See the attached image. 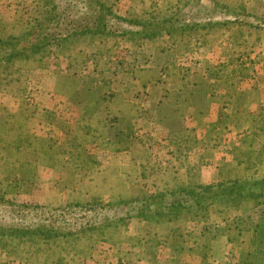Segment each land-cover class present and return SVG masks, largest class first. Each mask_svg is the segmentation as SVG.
<instances>
[{"label":"rangeland","instance_id":"1","mask_svg":"<svg viewBox=\"0 0 264 264\" xmlns=\"http://www.w3.org/2000/svg\"><path fill=\"white\" fill-rule=\"evenodd\" d=\"M46 3L0 0V37ZM51 9L47 31L68 38L40 65L0 53V264H264V0ZM233 180L254 195L174 217L146 199ZM38 226L71 234L19 233Z\"/></svg>","mask_w":264,"mask_h":264},{"label":"trees","instance_id":"2","mask_svg":"<svg viewBox=\"0 0 264 264\" xmlns=\"http://www.w3.org/2000/svg\"><path fill=\"white\" fill-rule=\"evenodd\" d=\"M49 2V3H48ZM52 4V0H47V3L44 7L38 10L36 15L32 16L31 20H28L26 23H24L23 31L15 36L10 35H4L0 37V53H1V59L4 61V64L6 66H13L16 65L14 62L16 60L22 61V62H28L25 67L33 66V65H40L41 60L38 58V55H41V53L45 50H47V53L50 52V46H52L53 42L56 41L59 43V41H64L68 38V36H64L62 38H56L51 37L49 32L47 31L48 22L52 21L55 17L52 13V9L47 10V6ZM52 8L54 6L52 5ZM104 8L103 4H100V9ZM105 12L107 14H110V10L105 9ZM119 20H122L124 22H127L129 24H136V25H145L144 22H141L139 20L134 19H128L127 17L118 18ZM94 26L91 28L92 33H103L106 31L107 28V21L105 19V13L98 12L93 19ZM129 34V37H133V32L128 31L126 32ZM135 33V32H134ZM140 33V32H138ZM144 37H151L153 36L152 32H147L143 34ZM37 57V58H35ZM34 60H39L40 62H37L36 64H31V62H34ZM34 67V66H33ZM249 188L244 187V183L240 182L238 180H233L228 183L222 184L219 183L217 185H202L199 189V191H195L191 188L184 187L178 190H169L167 191L171 195H176L177 193H184V194H178L179 197H176L175 201H171L168 204H164L166 192L160 191L159 193H155L150 195V197H147L151 202H158L160 206L163 208L160 210H156L152 216H161L168 214V216H178L182 213V211L185 210V213L190 209L192 206L199 207V208H206L207 203H214L215 201H227L231 196H234L235 199H244L246 198V195H254L248 192ZM176 193V194H174ZM180 195H182V198H180ZM258 196H264V191H261L257 194ZM185 200L193 202V204L190 206L187 204L186 206H182L181 203H183ZM182 209V210H181ZM181 210V211H180ZM180 212V213H179ZM179 213V214H178ZM62 227L59 228H51L46 226H38L34 230L25 229V230H19L20 235H26L27 239L29 241H32L34 237H40V240H42V243H50L51 240H55L58 238H61L63 241H65V238L67 235L71 234L69 230L67 233L65 232H59ZM1 233V232H0Z\"/></svg>","mask_w":264,"mask_h":264},{"label":"crops","instance_id":"3","mask_svg":"<svg viewBox=\"0 0 264 264\" xmlns=\"http://www.w3.org/2000/svg\"><path fill=\"white\" fill-rule=\"evenodd\" d=\"M187 96H189V94H188ZM187 96H184V97L186 98ZM159 99H161V98L159 97ZM160 101H161V100H158V98H157L155 106H156L157 104H159ZM202 101H203V100H202ZM202 101H201V103H203ZM190 102H191V101H190ZM190 102H189V103H190ZM196 104H197V103H196Z\"/></svg>","mask_w":264,"mask_h":264}]
</instances>
